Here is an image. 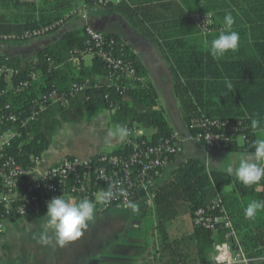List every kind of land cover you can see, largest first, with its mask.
<instances>
[{"label": "trees", "instance_id": "obj_1", "mask_svg": "<svg viewBox=\"0 0 264 264\" xmlns=\"http://www.w3.org/2000/svg\"><path fill=\"white\" fill-rule=\"evenodd\" d=\"M78 2L100 6L97 0ZM181 5L182 9L151 10L143 3L142 8L132 11L140 18L133 26L144 37H155L158 41L186 127L191 119L202 116L238 124L240 128L233 134L231 143L222 150L251 151L259 130L254 131L250 121L252 118L264 121V0H182ZM109 6L106 2L100 7ZM74 11L69 0H38L30 4L0 0V41H27L25 34L57 25L51 34ZM227 12L234 17L233 30L239 33V46L236 51L214 59L207 51L205 40L210 42L218 35ZM190 14L208 15L210 32L204 34ZM105 38L115 43L116 54L135 70L142 83L120 78L109 85L99 84L96 79L106 77L108 71L96 56H92L89 67H72V58L79 60L86 52L85 28L66 32L52 46L41 50L35 62L0 56V68L16 72L11 78V89H7L5 74L0 73V113L13 114L18 119L27 117L32 106L51 89L62 93L72 83H87V88L70 100L67 107L51 106L19 130L20 136L13 139L7 153L27 170L33 169L35 161L41 159L62 123H72L83 116L97 117L103 111H113L112 120L127 129L137 125L152 131L149 137H143L149 144L173 136L135 53L116 35ZM32 75L36 80L26 90L19 91V86ZM239 136L245 139L241 146L235 142ZM127 153L128 148L121 145L111 154ZM226 187L230 190L224 192ZM257 188L263 191L257 192ZM217 196L228 212L234 238H226L224 231L210 232L193 224L195 211ZM252 200H264V179L246 187L224 172L208 171L198 159L184 161L159 178L150 190L153 210L143 211L142 216L153 217L151 232L157 244L152 247L153 256L148 264H213L214 247L220 243L241 250L250 259H259L255 264H264V211L258 212L254 219L243 215ZM136 203L147 208L146 201ZM107 211L96 208L95 213ZM184 213L192 218L191 235L172 239L167 227Z\"/></svg>", "mask_w": 264, "mask_h": 264}, {"label": "built area", "instance_id": "obj_2", "mask_svg": "<svg viewBox=\"0 0 264 264\" xmlns=\"http://www.w3.org/2000/svg\"><path fill=\"white\" fill-rule=\"evenodd\" d=\"M13 1L30 4L38 0ZM97 3L104 6L106 0H97ZM192 17L204 34L210 32L211 19L208 15L194 14ZM56 26L33 31L24 37L32 40L46 36ZM85 35L87 49L84 54L96 56L105 64L109 83L118 82L120 78L129 83H142L143 79L136 76L135 70L116 54L113 41L106 40L102 33L90 27L85 28ZM74 59L76 58H72ZM0 73L5 74L11 89V78L16 72L1 67ZM34 80L36 76L32 75L29 81L19 86L18 90H26ZM86 88L87 83L75 82L62 93L51 89L40 102L32 106L29 115L23 119H18L13 114L0 113V234L8 223L46 207L53 196L64 195L74 200L89 199L96 203V208L100 211L128 209L130 203L147 202L150 199V190L162 177L163 170L173 158L182 154L183 141L222 150L231 143L233 134L240 128L238 124L232 125L226 121L202 116L190 120L183 140L172 136L149 144V140L143 138L141 129L133 125L128 128L129 135L124 144L128 148L126 155L100 154L85 159L64 157L43 172L35 170L41 159L35 161L33 169L27 170L7 153L13 139L20 136L19 130L35 120L39 113L55 105L67 107L70 100ZM239 137L242 141L245 140L243 136ZM33 173L34 180L27 182L28 176ZM140 190L145 193L142 198L137 195ZM106 191L112 193L111 198L106 202H97V198ZM193 224L210 232L224 231L226 238L229 239L235 236L228 212L218 196L206 207L195 211ZM214 252L213 264H255L259 261L246 257L241 250H233L227 243L216 244Z\"/></svg>", "mask_w": 264, "mask_h": 264}, {"label": "crops", "instance_id": "obj_3", "mask_svg": "<svg viewBox=\"0 0 264 264\" xmlns=\"http://www.w3.org/2000/svg\"><path fill=\"white\" fill-rule=\"evenodd\" d=\"M181 1L106 0L107 3H110V6L104 8L81 5L78 0H69L75 10V15L72 13L71 17L55 32L22 42L11 40L0 41V56L7 58L15 57L22 62H35L41 50L52 46L66 32L86 27H90L104 36L116 35L120 42L130 48L137 56L146 71V81L152 85L156 93L158 104L172 129L173 136L183 140L186 137L187 128L182 119L179 103L173 94L169 68L161 54L160 45L155 37H144L133 26V24L139 23L140 18L132 13L133 10L142 8L143 3L151 7V10H175V7L182 9ZM122 6H126V9L122 8ZM192 15L194 14H190V17ZM144 25L146 24H143L144 28L149 29L147 25ZM91 62L92 56L84 54L79 60L74 59L70 63L74 68L81 66L86 68L91 65ZM96 81L102 85L110 84L104 76L97 78ZM9 85L7 84V89L10 88ZM103 112L97 117H91L94 120L91 123L82 122L84 117L89 118L90 116H83L72 123H62L52 138L49 148L43 153L41 160L36 165L35 170L43 172L59 163L64 157L85 159L100 154H111L118 146L124 145L126 139L120 141L117 138L108 137V133L110 132L108 129H111L110 126L116 125L117 127L121 125L117 121L112 120L111 113L107 114L105 119L100 122ZM179 117H181L184 123V128H182ZM100 124L102 125L101 130L97 129ZM85 127L91 129L83 134L81 131ZM91 132L94 136L105 135L107 137L105 146L100 147L97 142L98 139L96 141L91 136ZM151 133L152 131L145 130L143 135L149 137ZM259 133L260 131L256 132V137H258ZM235 142L237 146H241L243 143L240 137H237ZM182 147V154L173 158L170 164L163 170V178L169 171L175 169L184 161L194 159L203 162L208 171L226 173L224 169L229 163L230 158L234 153H239L209 149L188 141H183ZM34 178L35 173L30 174L27 182L33 181ZM256 190L257 192L263 191L261 188H257ZM133 204L138 205L139 203ZM131 209L129 208V210ZM142 209L144 210L143 206L140 207L139 217L134 218L131 222L126 217L121 226H117L116 224L110 225L102 230L92 225L94 230H86L75 242L60 247L56 245L54 240L47 246H41L37 243L38 235L42 231V216L47 210L44 207L34 214L27 215L6 225L13 228L15 232L14 238L16 236L20 238V235H23L31 241L28 243L26 239V244H16L17 248H14V259L10 260L8 264H148L149 259L153 256L152 247L157 244V240L152 232L146 234L140 231V222L146 218L142 216ZM138 219H140V222ZM167 229L172 239L189 236L193 229L192 218L184 213L173 220Z\"/></svg>", "mask_w": 264, "mask_h": 264}, {"label": "clouds", "instance_id": "obj_4", "mask_svg": "<svg viewBox=\"0 0 264 264\" xmlns=\"http://www.w3.org/2000/svg\"><path fill=\"white\" fill-rule=\"evenodd\" d=\"M222 23L218 35L210 42L205 40L207 51L214 59L236 51L239 46L240 36L233 30L235 20L231 12L224 15ZM228 87L231 88L232 85L228 84ZM250 126L254 131L264 133V121L252 118ZM128 135L129 130L122 125L108 133L109 138H117L120 141L125 140ZM252 148L251 151L234 153L224 169L246 187L264 179V136L258 138ZM111 196L112 193L106 191L97 198V202H106ZM129 207L135 210L134 204L130 203ZM46 209L42 216V231L38 235L37 243L47 246L54 240L56 245L63 247L78 240L89 228L95 219L96 203L89 199L74 200L58 195L51 197ZM261 211H264V200H252L244 208L243 215L246 219H254Z\"/></svg>", "mask_w": 264, "mask_h": 264}, {"label": "rangeland", "instance_id": "obj_5", "mask_svg": "<svg viewBox=\"0 0 264 264\" xmlns=\"http://www.w3.org/2000/svg\"><path fill=\"white\" fill-rule=\"evenodd\" d=\"M191 18L193 20H195L192 16ZM196 21V20H195ZM197 24V23H196ZM198 26V25H197ZM91 56V55H90ZM113 114V111H104L102 114H101V119H100V122L105 119V116L107 114ZM180 118V121H181V124H182V128H184V123L182 122V119L181 117ZM93 118L91 117H84L82 119V122L84 123H91L93 122ZM107 128V126H106ZM110 128L112 129H108L110 132L113 131L115 128H116V125H112L110 126ZM91 128H83V130L81 131L83 134L85 132H88ZM97 129H102V125L100 124V126H98ZM145 130H142V134ZM101 133V132H99ZM91 136L96 140L98 139V144L99 146H105V142L107 140V137L104 135H98V136H94V134H92L91 132ZM262 136H264V133H259L258 134V138H261ZM230 190V187H226L224 188V192H227ZM140 207L139 205H135V210L131 209H111L107 212H103V213H95V219L94 221L92 222V224L89 226V228L87 230H91L93 229L94 230V227L93 226H97L98 229L102 230V229H105L107 226L109 227L110 225H117V226H121L122 225V222L124 221V219L127 217L128 221H133L134 218H138L139 215H140ZM146 207H143L144 210H149V211H152L153 208H152V203L150 201H147L146 203ZM152 218V219H151ZM138 221L140 222V219H138ZM153 223H154V219L152 216H147L146 218L142 219L141 222H140V231L143 232V233H146V234H149L151 233L152 231V228L153 227ZM93 225V226H92ZM129 225V223H128ZM14 234L15 232L13 231V228L11 227H5V229L3 230V232L0 234V263L1 264H8L10 262V260L14 259V248H17L16 247V244H19V243H22V244H26V239L28 240V243H30L31 241L29 240V238H26V236H23V235H20V238L17 237V241H16V237L14 238ZM9 248V249H8ZM9 250V251H8Z\"/></svg>", "mask_w": 264, "mask_h": 264}, {"label": "water", "instance_id": "obj_6", "mask_svg": "<svg viewBox=\"0 0 264 264\" xmlns=\"http://www.w3.org/2000/svg\"><path fill=\"white\" fill-rule=\"evenodd\" d=\"M144 194H145L144 191L140 190L137 195H138V197L142 198L144 196Z\"/></svg>", "mask_w": 264, "mask_h": 264}]
</instances>
